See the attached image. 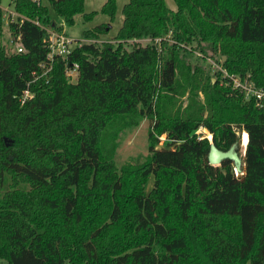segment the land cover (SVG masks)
Listing matches in <instances>:
<instances>
[{"label": "trees", "instance_id": "16d2710c", "mask_svg": "<svg viewBox=\"0 0 264 264\" xmlns=\"http://www.w3.org/2000/svg\"><path fill=\"white\" fill-rule=\"evenodd\" d=\"M171 1L127 0L113 43L79 39L45 75L49 30L98 12L13 1L22 52L0 47V264H264V102L221 85L204 60L224 57L226 72L264 90V0ZM99 13L113 22L116 0ZM143 118L148 155L117 168V134ZM237 132L248 141L235 176L206 157Z\"/></svg>", "mask_w": 264, "mask_h": 264}, {"label": "rangeland", "instance_id": "374dc122", "mask_svg": "<svg viewBox=\"0 0 264 264\" xmlns=\"http://www.w3.org/2000/svg\"><path fill=\"white\" fill-rule=\"evenodd\" d=\"M165 1L168 7L172 9L175 8L171 0H165ZM104 2L105 0H84V13L96 11L98 13L95 17H93L89 21H85L82 14H78L74 17L73 25L66 26L61 21L58 20L57 26H61V31H63L68 38L73 39L74 41H77L80 39V41L84 40V41L99 42V43H102V42L113 43L114 42L113 38L117 30L122 24L123 15L121 13V10L124 4L127 3V0H116L115 19L111 23L109 22V19L107 16L99 13ZM43 3L47 4L46 1H43ZM0 5L2 6V8H0V19H1L0 21V47H3L8 52H15L16 47L20 45L18 42H13V39L9 35L8 23L10 21V18L14 17L13 15H10L9 12L10 11L14 13H17V12L13 9V3H11L10 0H0ZM100 24H109L110 30L106 35L100 36L99 39L85 40L81 38L83 31L91 29ZM149 41H150L149 39H145L140 42L148 43ZM158 42H159V39L154 40V43H158ZM216 58L215 60L214 58L213 59L204 58V60L205 62L209 63L211 71L213 73L218 74L217 77H219V79H222L223 78L222 75H224L222 63L225 58L220 57V56H216ZM211 77H212L211 80L215 82L216 76H211ZM223 79L220 81L221 85L226 84L225 82H223ZM201 128H204V127H199L198 129H201ZM149 129H150V120H148L147 118H143L139 121V123L136 126L124 128L117 134V137L115 140L116 148L114 151V162L117 168H121L123 165H126V164L136 165L144 161L145 157L148 155L147 147H148ZM201 131L203 130L201 129ZM203 133L205 134L206 138L211 142V135L209 134L207 129ZM242 133L237 132L238 134L237 136L239 139V151H240L241 157H243L244 149L246 146V144L242 143V138H241ZM157 138H158L157 147L160 148L163 144L165 136L162 135ZM240 174H241L240 172H236L234 170L235 176H238ZM152 183H153V178L151 177L149 178L147 184L145 185V189L147 192L151 189Z\"/></svg>", "mask_w": 264, "mask_h": 264}, {"label": "built area", "instance_id": "2783aa9c", "mask_svg": "<svg viewBox=\"0 0 264 264\" xmlns=\"http://www.w3.org/2000/svg\"><path fill=\"white\" fill-rule=\"evenodd\" d=\"M14 0H10L11 3H13ZM37 1V0H35ZM0 8L2 6L0 5ZM10 15H13L14 17L10 18L9 22L14 21L17 17H20L17 13H14L12 11L9 12ZM9 24V23H8ZM50 32V40H49V53L47 55V63L40 65V68L42 70L41 75H45L47 72L51 69V64L53 62L54 57H64L71 52V49L75 44H77V41H74L73 39L68 38L63 31L58 32L55 30H49ZM19 37L16 39L18 42ZM17 44V43H16ZM16 52L20 53L22 52V49L20 46L16 47ZM224 70V69H223ZM65 76L68 79L69 82H75L78 77V66L77 64H71L65 71ZM224 79H228L232 88L235 90H238L241 94H243V97L246 100L253 99L258 106H262V103L264 102V90L261 88H257L252 81L249 80V76H245V78H240L236 75L228 74L224 70V75H222ZM32 95L29 93L28 90L24 91L21 103L25 101L26 98L31 97ZM201 129L203 131H201ZM198 129L195 133L197 136V140H202L206 138L205 134V128Z\"/></svg>", "mask_w": 264, "mask_h": 264}, {"label": "water", "instance_id": "95a60500", "mask_svg": "<svg viewBox=\"0 0 264 264\" xmlns=\"http://www.w3.org/2000/svg\"><path fill=\"white\" fill-rule=\"evenodd\" d=\"M236 148V144H233L231 148L226 151H220L218 150L214 144H210L209 151L207 153V162L211 166H218L220 163L225 160L229 159L234 162V168L236 172H241V160L239 157H237L236 153L234 152V149Z\"/></svg>", "mask_w": 264, "mask_h": 264}, {"label": "flooded vegetation", "instance_id": "af4514ba", "mask_svg": "<svg viewBox=\"0 0 264 264\" xmlns=\"http://www.w3.org/2000/svg\"><path fill=\"white\" fill-rule=\"evenodd\" d=\"M236 135H238V134H236ZM233 144H236V148L234 149V152L236 153L237 157H239V159L241 160V164H242V157H241L240 151H239V140H236V141L232 142L228 147H225V148H222L221 147L220 149H218V148L217 149L220 150V151L226 152V151H228L231 148V146ZM222 162H226V165L227 164L230 165L235 170V168H234V162L232 160L225 159ZM222 162L218 166H221Z\"/></svg>", "mask_w": 264, "mask_h": 264}, {"label": "bare ground", "instance_id": "6f19581e", "mask_svg": "<svg viewBox=\"0 0 264 264\" xmlns=\"http://www.w3.org/2000/svg\"><path fill=\"white\" fill-rule=\"evenodd\" d=\"M241 138H242V143L243 144H247V141H248V137H247V134L245 132H243L241 134Z\"/></svg>", "mask_w": 264, "mask_h": 264}]
</instances>
